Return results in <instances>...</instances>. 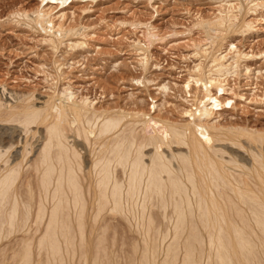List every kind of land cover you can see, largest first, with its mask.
Returning <instances> with one entry per match:
<instances>
[{
	"label": "bare ground",
	"instance_id": "6f19581e",
	"mask_svg": "<svg viewBox=\"0 0 264 264\" xmlns=\"http://www.w3.org/2000/svg\"><path fill=\"white\" fill-rule=\"evenodd\" d=\"M34 19L43 25L41 10ZM213 62L215 72L224 71L220 59ZM195 76L205 94L188 112L194 119L136 113L140 132L129 127L136 119L124 121L131 113L99 112L66 90L43 106L0 110V240L35 225L43 232L37 246L55 262L62 247L90 246L88 231L115 230L106 218H122L123 230L144 236L140 264H153L160 234L170 236L161 264H176L181 251V264H200L204 251L208 264H264V132L209 126L202 117L211 115L208 100L219 105L211 87L222 80ZM23 131L35 142L24 141ZM25 161L34 173L24 174ZM32 243L22 242L23 264H30Z\"/></svg>",
	"mask_w": 264,
	"mask_h": 264
},
{
	"label": "rangeland",
	"instance_id": "374dc122",
	"mask_svg": "<svg viewBox=\"0 0 264 264\" xmlns=\"http://www.w3.org/2000/svg\"><path fill=\"white\" fill-rule=\"evenodd\" d=\"M38 10L43 25L35 22ZM226 17L233 21L209 31ZM215 58L223 72L214 71ZM196 74L222 80V86L211 87L219 105L208 100L211 115L202 117L209 126L264 132V0H0L2 111L11 104L43 106L66 90L67 97L86 99L99 112L131 113L124 121L136 119L128 126L140 132L136 113L174 123L194 119L188 112L205 94L204 82L193 81ZM22 133L24 141L35 142ZM29 165L24 162L25 175L33 172ZM107 219L114 232L88 231L90 246L62 247L55 262L37 246L43 235L37 226L5 233L0 264H23L24 240L33 242L30 264H94V255L98 264H140L143 234L123 230L124 218ZM162 236L153 264L166 257L170 236ZM203 256L200 264H208L205 251ZM181 261L182 251L176 264Z\"/></svg>",
	"mask_w": 264,
	"mask_h": 264
}]
</instances>
